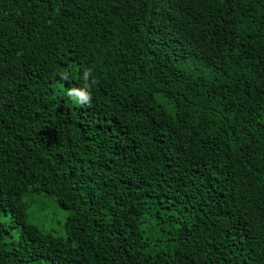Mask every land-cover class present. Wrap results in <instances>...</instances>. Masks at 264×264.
I'll return each instance as SVG.
<instances>
[{
  "label": "trees",
  "instance_id": "1",
  "mask_svg": "<svg viewBox=\"0 0 264 264\" xmlns=\"http://www.w3.org/2000/svg\"><path fill=\"white\" fill-rule=\"evenodd\" d=\"M0 264H264V0H0Z\"/></svg>",
  "mask_w": 264,
  "mask_h": 264
},
{
  "label": "clouds",
  "instance_id": "2",
  "mask_svg": "<svg viewBox=\"0 0 264 264\" xmlns=\"http://www.w3.org/2000/svg\"><path fill=\"white\" fill-rule=\"evenodd\" d=\"M75 71V69H73ZM67 79V76L63 77ZM79 79L83 82V86H70L64 91L71 103L74 105H89L92 100L91 88L97 83L94 67L84 68L79 74Z\"/></svg>",
  "mask_w": 264,
  "mask_h": 264
},
{
  "label": "rangeland",
  "instance_id": "3",
  "mask_svg": "<svg viewBox=\"0 0 264 264\" xmlns=\"http://www.w3.org/2000/svg\"><path fill=\"white\" fill-rule=\"evenodd\" d=\"M45 211H40L34 206L28 210V218L41 226L45 230H51L56 235H63V221H64V211L51 203L50 207H44Z\"/></svg>",
  "mask_w": 264,
  "mask_h": 264
}]
</instances>
